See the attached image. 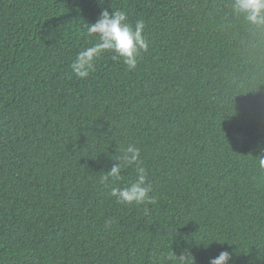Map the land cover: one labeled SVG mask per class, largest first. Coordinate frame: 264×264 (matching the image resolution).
Here are the masks:
<instances>
[{
  "label": "trees",
  "instance_id": "obj_1",
  "mask_svg": "<svg viewBox=\"0 0 264 264\" xmlns=\"http://www.w3.org/2000/svg\"><path fill=\"white\" fill-rule=\"evenodd\" d=\"M102 8L148 49L81 79ZM130 144L154 203L111 196L135 165L100 182ZM260 153L264 27L232 0H0V264H264Z\"/></svg>",
  "mask_w": 264,
  "mask_h": 264
},
{
  "label": "clouds",
  "instance_id": "obj_2",
  "mask_svg": "<svg viewBox=\"0 0 264 264\" xmlns=\"http://www.w3.org/2000/svg\"><path fill=\"white\" fill-rule=\"evenodd\" d=\"M103 4L104 0H99ZM233 14L242 15L250 24L264 27V0H232ZM144 22L138 20L133 27L127 22L123 11L109 12L102 8L99 17L94 23H89L87 32L97 38V43L79 51L70 67L72 72L81 79H86L95 71V61L105 52L110 51L114 58L122 59L129 70L135 69L138 57L142 51H147L148 43L143 35ZM258 164L264 170V154H258ZM113 159V158H112ZM106 174L100 178L101 183L119 182L122 178V169L135 165L136 179L125 187H112L110 194L120 204H148L155 199L150 195L152 185L147 181V173L140 162V149L133 144L121 149V154L116 157ZM187 252L178 257V264H186ZM232 253L228 250L221 251L218 256L212 257L209 264H229Z\"/></svg>",
  "mask_w": 264,
  "mask_h": 264
}]
</instances>
